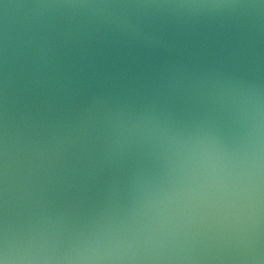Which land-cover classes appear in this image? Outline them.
Masks as SVG:
<instances>
[{
    "label": "water",
    "instance_id": "water-1",
    "mask_svg": "<svg viewBox=\"0 0 264 264\" xmlns=\"http://www.w3.org/2000/svg\"><path fill=\"white\" fill-rule=\"evenodd\" d=\"M0 264H264V0H0Z\"/></svg>",
    "mask_w": 264,
    "mask_h": 264
}]
</instances>
